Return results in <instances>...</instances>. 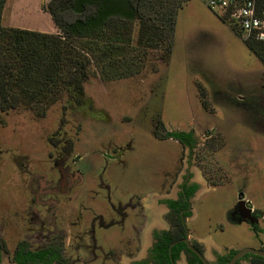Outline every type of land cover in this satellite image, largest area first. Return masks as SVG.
<instances>
[{"label":"rangeland","instance_id":"obj_1","mask_svg":"<svg viewBox=\"0 0 264 264\" xmlns=\"http://www.w3.org/2000/svg\"><path fill=\"white\" fill-rule=\"evenodd\" d=\"M49 1L6 0L2 25L56 33L46 11ZM219 15L204 0H189L178 14L168 61L161 58L164 50H151L139 74L109 81L93 69L80 104L64 94L43 118L25 107L0 110V231L4 229L10 253L29 233L30 218L22 210L31 198L26 166L57 179L60 150L54 143L63 140L69 145L73 141L74 156L82 159L76 167L84 171L87 182L96 183V174L110 158L106 177L116 186L114 201L136 193L147 202L173 195L181 174L190 170L200 188L188 227L209 258L212 246L221 250L257 245L249 226L228 221L226 214L239 191L264 209V64ZM201 86L210 109L201 102ZM161 126L192 131L195 149L172 138H156L154 132ZM194 156L197 162L191 164ZM204 175L221 185L210 187ZM79 200L77 191L63 199L76 209ZM86 204L110 206L104 192L87 194ZM217 226L225 230L216 231ZM69 231L75 249L79 227ZM110 231L107 244L121 254L120 260L91 264H129L142 256L147 231L138 252L129 247L137 239L130 226ZM37 244L30 241L33 247ZM81 254L91 259L89 252Z\"/></svg>","mask_w":264,"mask_h":264},{"label":"trees","instance_id":"obj_2","mask_svg":"<svg viewBox=\"0 0 264 264\" xmlns=\"http://www.w3.org/2000/svg\"><path fill=\"white\" fill-rule=\"evenodd\" d=\"M188 1L50 0L46 11L57 32L48 33L3 26L6 0H0V110L25 107L43 118L64 94L80 104L84 84L93 69L109 81L139 74L151 50H164L161 58L168 61L175 45L178 14ZM243 41L264 64V40ZM200 97L204 108L210 109L202 86ZM154 135L193 147L197 144L192 131H168L161 126ZM169 243L161 247V258L168 257ZM29 247L28 242L21 241L14 251V260L19 264L60 260L61 253L56 252L49 259L45 251L33 252ZM180 249L174 247V257H178Z\"/></svg>","mask_w":264,"mask_h":264},{"label":"flooded vegetation","instance_id":"obj_3","mask_svg":"<svg viewBox=\"0 0 264 264\" xmlns=\"http://www.w3.org/2000/svg\"><path fill=\"white\" fill-rule=\"evenodd\" d=\"M65 143L64 140L54 143V147L60 150L55 160L57 179L45 172L31 171L28 165L25 169L29 176L27 187L31 198L22 210L25 217L30 218V227L29 233L22 241L28 242L29 250L33 252L45 251L49 259L56 252L61 253L60 260L44 264H91L99 259L103 262L120 260L121 254L113 250L114 248L107 244V238H105V235L114 227H121L124 230L130 226L137 238L134 243L137 244L131 242L129 247L135 252L141 250L143 234L147 231L148 237L142 256L134 258L129 264H178L180 260L183 261L182 264H205L202 257L190 249L189 244L196 248L209 264H229L239 250L246 247L237 248L231 245L223 246L224 248L218 250L212 246L213 258H209L201 243L191 237L188 225L190 218L195 214L193 201L196 199L200 183L193 179V173L190 170L181 174V180L173 195L156 197L155 201L147 202L136 193L125 201L121 199L114 201V192L117 189L113 186L112 180L106 177L110 158H105L104 165L96 174V183L87 182L84 171L76 167L82 159L74 156V149ZM183 145L191 150L195 149L188 144ZM189 162L196 163L197 157L194 156ZM180 170L177 171L178 174ZM109 174L114 179V171ZM204 179L210 187L213 186L212 188L221 185L220 181H211L208 175H204ZM164 187L165 183H162L161 188ZM76 191L80 199L78 209L63 201ZM91 192L95 195L104 192L110 206L106 208L103 205L88 206L86 196ZM226 219L234 224H247L254 238L257 239L256 246L247 247L264 250V209L257 208L251 200L246 199L244 192L239 191L237 200L227 211ZM70 227H79V234L76 235V240L79 242L75 249L71 248L73 237L69 231ZM215 230L223 232L225 228L217 226ZM3 231L2 228L0 264H19L14 260L13 254L21 241L10 253L2 237ZM32 240H37L36 247L30 245ZM168 241H170L168 257L161 258L160 249ZM174 247H181L178 257L173 255ZM83 251L87 254L89 252L91 259L83 256L81 254ZM235 264H264V256L247 253Z\"/></svg>","mask_w":264,"mask_h":264},{"label":"built area","instance_id":"obj_4","mask_svg":"<svg viewBox=\"0 0 264 264\" xmlns=\"http://www.w3.org/2000/svg\"><path fill=\"white\" fill-rule=\"evenodd\" d=\"M234 26L243 39L264 40V0H204Z\"/></svg>","mask_w":264,"mask_h":264},{"label":"water","instance_id":"obj_5","mask_svg":"<svg viewBox=\"0 0 264 264\" xmlns=\"http://www.w3.org/2000/svg\"><path fill=\"white\" fill-rule=\"evenodd\" d=\"M186 240V239H185ZM187 241V240H186ZM189 247L192 251H194L195 253H197L198 255H200L202 257V259L204 260V263L205 264H209L203 257V255L196 249L194 248L192 245L189 244ZM247 253H254V254H257V255H261V256H264V250H260V249H256V248H253V247H245L241 250H239V252L233 257V259L230 261L229 264H235L236 261L242 257L243 255L247 254Z\"/></svg>","mask_w":264,"mask_h":264}]
</instances>
